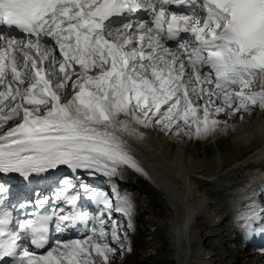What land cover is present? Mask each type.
Masks as SVG:
<instances>
[{
    "label": "snow or ice",
    "instance_id": "1",
    "mask_svg": "<svg viewBox=\"0 0 264 264\" xmlns=\"http://www.w3.org/2000/svg\"><path fill=\"white\" fill-rule=\"evenodd\" d=\"M254 106L264 110V0H0V174H73L50 213L15 222L0 183V264H110L131 251L113 218L132 229L131 202L91 189L78 170L143 173L124 136L159 126L206 138ZM85 196L101 207L84 210ZM257 220L264 208L250 210L246 234ZM52 224L85 231L53 240Z\"/></svg>",
    "mask_w": 264,
    "mask_h": 264
},
{
    "label": "rangeland",
    "instance_id": "2",
    "mask_svg": "<svg viewBox=\"0 0 264 264\" xmlns=\"http://www.w3.org/2000/svg\"><path fill=\"white\" fill-rule=\"evenodd\" d=\"M70 95L71 89L64 100L70 98ZM216 118L227 119L223 114ZM256 120L264 123V110L258 106H254L249 113L237 112L231 119H227L231 127L226 131H218L200 139H188L182 134L175 136L160 130L159 126L146 129L156 141L151 142V147H144L149 152H153L160 142L162 156L166 159L179 149L182 152L184 167L190 168L189 171L197 175L212 178L211 182L196 181L194 184L195 195L203 199L205 214L198 220L197 230L195 229L191 237V240L199 245L193 253L190 250V254L194 260L199 259L203 264H264V236L259 232V227L264 225L257 220L253 225L256 231L251 235L246 234L244 228L245 218L250 214V210L259 211L264 208V164L249 165L220 175L228 166L250 155L259 146V142L247 139L244 135L249 133ZM13 124L14 121H9L6 127L10 128ZM262 141L264 142V135ZM56 175L49 179V185H45L48 188L47 194L52 195V203L55 205V195L63 187L62 180L72 178L64 169ZM81 176L91 189L107 192L113 200V189L118 190L133 206L132 229L127 228V217L119 213L113 214V218L124 225L122 232L127 233L126 246L130 245L131 251L121 254L118 250L110 264H144V257L148 256L154 247L153 241L160 246L157 252L161 255L155 264H175L173 250L166 240L167 223L156 204L144 199L145 196L142 198L136 188L127 182L110 181L106 178L88 180L87 177ZM37 192L20 198V204L28 205L22 214L23 218L28 217L25 214H29ZM80 203L84 210L90 212H96L98 207H101L87 196ZM59 234L60 232L56 231L55 239H75L80 236L64 237L62 233Z\"/></svg>",
    "mask_w": 264,
    "mask_h": 264
},
{
    "label": "bare ground",
    "instance_id": "3",
    "mask_svg": "<svg viewBox=\"0 0 264 264\" xmlns=\"http://www.w3.org/2000/svg\"><path fill=\"white\" fill-rule=\"evenodd\" d=\"M14 125L15 124L12 126ZM139 130L144 133L142 139L124 136V140L128 152L145 171L147 178L141 179L135 177L126 167L124 168L123 175L119 177L109 178L99 173L92 175V177L97 179L106 178L110 181L118 180L133 185L136 188V192L142 195V198L145 196L144 199L151 201L160 208L163 218L167 223L166 240L173 250L174 263L203 264L199 259L194 260L190 254V250L192 252L199 245V243L192 241L191 237L194 235L195 229L197 230L198 220L205 214L203 199L195 195L194 184L196 181H204L203 179H207L211 182L212 178L208 179L202 175H197L194 172H190V168L184 167L181 159L182 152L179 149L166 159L162 156V146L160 142L157 143L153 152H149L144 147H151L150 144L154 142L155 139L150 137L146 129L140 128ZM243 132L245 133V130ZM244 135L247 139L250 138L252 141L259 142V146L251 152H256L255 156L252 157V161L245 167L255 164L263 165V121L256 120L250 128L249 133H245ZM61 169H66V171L71 172L67 166L61 165L56 169H50L46 173L34 175L38 179L47 180ZM78 173L84 177H88L84 174L83 170H78ZM19 184L21 185V183ZM41 198L43 197L38 198L37 201ZM37 201L34 203V208L39 207ZM51 208H54V205L51 206ZM70 231L71 230L67 227L63 232H60V234L62 233L61 235L67 236L70 235ZM77 231L78 233L83 232L80 228H77ZM152 245H154L152 251L143 259L144 264H155L157 259L161 258V255L157 252V248L160 247L158 243L153 241Z\"/></svg>",
    "mask_w": 264,
    "mask_h": 264
},
{
    "label": "water",
    "instance_id": "4",
    "mask_svg": "<svg viewBox=\"0 0 264 264\" xmlns=\"http://www.w3.org/2000/svg\"><path fill=\"white\" fill-rule=\"evenodd\" d=\"M256 152L251 153L250 155H248L246 158L242 159L241 161L235 163L234 165H231L230 167H228L226 170H224L220 175L231 172L235 169H239V168H243L245 167L250 161H252V157L255 156ZM138 174L137 177L140 178H147V175L145 173V171L143 170V173L137 172Z\"/></svg>",
    "mask_w": 264,
    "mask_h": 264
}]
</instances>
